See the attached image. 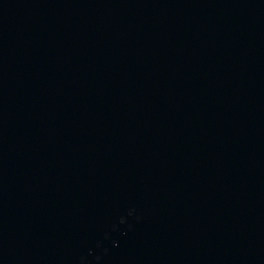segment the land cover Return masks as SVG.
<instances>
[{
  "label": "water",
  "instance_id": "obj_1",
  "mask_svg": "<svg viewBox=\"0 0 264 264\" xmlns=\"http://www.w3.org/2000/svg\"><path fill=\"white\" fill-rule=\"evenodd\" d=\"M0 264H264V0H0Z\"/></svg>",
  "mask_w": 264,
  "mask_h": 264
}]
</instances>
